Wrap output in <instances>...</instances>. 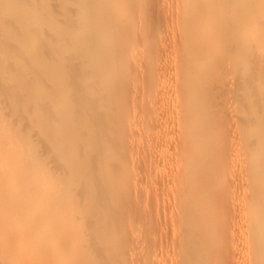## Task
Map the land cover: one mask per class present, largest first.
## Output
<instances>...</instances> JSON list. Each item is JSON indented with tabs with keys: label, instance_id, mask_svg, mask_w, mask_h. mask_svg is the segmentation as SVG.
<instances>
[{
	"label": "bare ground",
	"instance_id": "6f19581e",
	"mask_svg": "<svg viewBox=\"0 0 264 264\" xmlns=\"http://www.w3.org/2000/svg\"><path fill=\"white\" fill-rule=\"evenodd\" d=\"M0 264H264V0H0Z\"/></svg>",
	"mask_w": 264,
	"mask_h": 264
},
{
	"label": "rangeland",
	"instance_id": "374dc122",
	"mask_svg": "<svg viewBox=\"0 0 264 264\" xmlns=\"http://www.w3.org/2000/svg\"><path fill=\"white\" fill-rule=\"evenodd\" d=\"M162 34V33H161ZM160 34V35H161ZM148 187V189L151 191L153 188L155 189L156 187L154 186V185H150V186H147ZM149 190H147V193L148 192H150ZM141 200V199H140ZM148 208V209H147ZM154 210V211H153ZM147 211H151V215H148V216H146L147 217V220H148V223H147V225L145 224V226H143L142 228H141V231H143V232H147L148 233V238H149V240L151 241V240H153L152 238H154L156 235H158V237H160V236H162L163 234H164V231H162V233L160 232V231H158V230H154V229H156L153 225H152V222L153 221H151L152 219H153V217H154V213H155V207L153 206V205H146V206H143L142 207V209L140 210V212H142V213H146L147 214ZM137 214V212H134V215L135 216H137L136 215ZM147 220H146V222H147ZM149 226V227H148ZM145 227V228H144ZM153 227H154V229H153ZM147 228H149V229H147ZM146 229H147V231H146ZM151 230V231H150ZM154 230V231H153ZM149 231V232H148ZM151 232V233H150ZM154 232V233H153ZM154 235H153V234ZM120 236V237H119ZM122 237V238H121ZM124 237H125V235L124 234H119L117 237H116V239H119V240H122V239H124ZM152 237V238H151ZM157 237V236H156ZM155 237V238H156ZM157 237V238H158ZM151 242H153V241H151Z\"/></svg>",
	"mask_w": 264,
	"mask_h": 264
}]
</instances>
